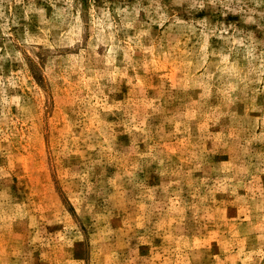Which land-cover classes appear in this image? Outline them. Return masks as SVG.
<instances>
[{"label": "rangeland", "instance_id": "1", "mask_svg": "<svg viewBox=\"0 0 264 264\" xmlns=\"http://www.w3.org/2000/svg\"><path fill=\"white\" fill-rule=\"evenodd\" d=\"M0 264H264V0H0Z\"/></svg>", "mask_w": 264, "mask_h": 264}]
</instances>
